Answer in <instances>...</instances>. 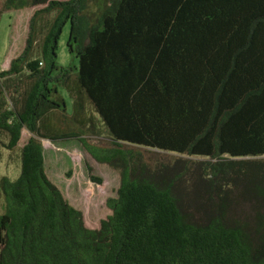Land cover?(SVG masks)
I'll return each mask as SVG.
<instances>
[{
    "label": "trees",
    "instance_id": "obj_1",
    "mask_svg": "<svg viewBox=\"0 0 264 264\" xmlns=\"http://www.w3.org/2000/svg\"><path fill=\"white\" fill-rule=\"evenodd\" d=\"M92 2L0 0L35 8L0 71L3 146L30 133L0 179V264H264V0H112L90 26ZM68 23L74 68L57 63ZM89 107L110 141L90 142ZM43 139L120 173L99 228L49 179Z\"/></svg>",
    "mask_w": 264,
    "mask_h": 264
},
{
    "label": "rangeland",
    "instance_id": "obj_2",
    "mask_svg": "<svg viewBox=\"0 0 264 264\" xmlns=\"http://www.w3.org/2000/svg\"><path fill=\"white\" fill-rule=\"evenodd\" d=\"M112 0H93L87 14L88 25L94 24L101 18L106 7ZM35 8L21 11H8L0 15V71L9 67L13 56H17L25 45L29 30V20ZM71 25L68 23L59 40L57 63L60 67H77L78 60L75 53L68 48V39ZM21 50V51H20ZM76 72V70H75ZM73 73V71H72ZM60 94L68 105V111L72 112V100L64 88H60ZM89 115L94 117V123L98 128L97 134L90 137V142L100 144L101 141H110L109 135L102 126L98 115L87 109ZM30 133L24 129L17 148L9 150L3 146L6 142L4 136H0V179L8 177L15 180L21 173L22 147L29 138ZM45 151V171L49 179L61 190L65 199L70 204L82 211L84 222L88 228H99L102 220L111 214L106 201L114 197L120 186V173L108 164L97 162L76 139L59 140L52 142L42 140ZM106 143H103L104 145ZM134 151H142L140 148L131 147ZM149 158H159L164 154L154 152L145 153ZM169 155V154H168ZM168 155H164L165 158ZM174 161V155H169ZM91 168V170H88ZM94 176L101 179L99 183L91 178ZM191 183H186L188 193L191 191ZM4 198L0 191V213L3 212Z\"/></svg>",
    "mask_w": 264,
    "mask_h": 264
},
{
    "label": "crops",
    "instance_id": "obj_3",
    "mask_svg": "<svg viewBox=\"0 0 264 264\" xmlns=\"http://www.w3.org/2000/svg\"><path fill=\"white\" fill-rule=\"evenodd\" d=\"M22 49H23V48H22ZM20 51H21V50H20ZM14 57H15V56H13V58H14ZM13 58H12V59H13ZM12 59H11V60H12ZM10 62H11V61H10ZM9 65H10V64H9Z\"/></svg>",
    "mask_w": 264,
    "mask_h": 264
}]
</instances>
